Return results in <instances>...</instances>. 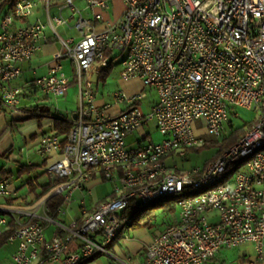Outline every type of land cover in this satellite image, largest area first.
<instances>
[{
    "label": "built area",
    "instance_id": "2783aa9c",
    "mask_svg": "<svg viewBox=\"0 0 264 264\" xmlns=\"http://www.w3.org/2000/svg\"><path fill=\"white\" fill-rule=\"evenodd\" d=\"M52 0H13L8 13L0 19V101L12 113L20 110L22 88L13 81L22 73V65L48 41L46 30L52 32L57 44L47 63L45 74L34 77L29 85L46 96H63L73 83L78 91L76 117L63 142L57 134H43L37 153L51 156L44 170L58 179L48 197L60 195L67 206L76 191L82 192L81 208L85 206L83 171L92 164L112 163L116 173H102L117 188L124 182L150 180V191L134 192L118 198L87 220L82 233H73L75 223L56 221L45 202L30 207H5L0 214V235L14 228L7 242L16 245L11 264H26L35 256L36 248L48 247L43 264H77L90 260V255H111L104 249L105 237L118 234L119 221L124 219L130 202L134 205L154 194L178 192L209 182L227 171L236 157L252 150L255 141L264 138V123L255 133L239 142L227 154L226 164H213V172L194 178V169L183 171L186 181H165L156 186L158 170L176 169L167 163L152 165L138 175H120L117 160L137 163L139 159L159 153L165 144H183L189 138L202 139V133L223 135L234 106L258 108L264 113V98H258L260 82H264V0H123L124 9L118 21L97 29L102 19L99 8H110L111 0H82L91 13L86 17L74 0H63L55 14L50 13ZM44 6L46 19L39 17L20 26ZM64 10L68 13L64 14ZM147 26L158 29V36L147 33ZM60 28L74 30L75 36L62 35ZM125 53L120 61L123 80L139 78L144 86L153 87L157 100L142 112L138 103L146 96L144 90L127 94L114 93L115 102L98 103L95 84L88 79L94 68L101 73ZM232 53V60H224ZM72 67V79L64 72L63 61ZM120 106L114 114L113 106ZM26 113L34 114L32 110ZM236 116V115H235ZM154 122L162 140L131 146L128 138L148 122ZM202 121V122H200ZM146 139V135L143 137ZM182 155V154H180ZM74 178L72 191L59 192V184ZM13 189L0 179V196H11ZM242 198L254 199V206L242 208ZM227 200H237V208H228ZM179 217H186L185 226L178 221L156 234L147 246L141 264H205L221 248L252 243L259 254L264 252V153L256 163L241 169L222 190L208 192L193 201L175 202ZM59 208V209H60ZM57 231L54 243L42 245L48 225ZM67 233L65 242H56V235ZM78 240L79 245L71 244Z\"/></svg>",
    "mask_w": 264,
    "mask_h": 264
},
{
    "label": "crops",
    "instance_id": "0c3cea01",
    "mask_svg": "<svg viewBox=\"0 0 264 264\" xmlns=\"http://www.w3.org/2000/svg\"><path fill=\"white\" fill-rule=\"evenodd\" d=\"M62 1L63 0L51 1L49 10L51 14L56 13L57 6L61 4ZM74 1L83 9L84 15L90 18L91 13L84 8V2L82 0ZM12 2L13 0H0V19L8 13L12 6ZM123 9V0H111L110 8L105 11L96 8L95 11L100 12L102 15V19L96 24L97 29H102L108 23L118 21L122 15ZM63 12L64 14L68 13L67 10H64ZM36 17H39L43 21L46 19L43 5H39L36 8L34 16L27 17L23 22L15 21L13 26H20L26 22L34 20ZM59 31L62 35H76L74 30L66 28H60ZM46 34L48 36V41L42 44L40 50L36 52L31 60L22 65L23 70L21 75L13 81L14 85L22 88L20 110L12 113L4 107L0 101V179L5 180L9 184V187L14 191L11 196H0V214L1 209L5 207H30L36 203L45 202V198L48 197V194L57 182L53 183L50 191L40 199L34 200L33 194L35 191H40V188L43 185H46L53 180L50 175L45 172L44 168L50 159L58 156V153H53L51 156L38 154L37 148L39 139L43 134L53 133L57 134L62 139L63 136L59 135L55 129V119H66V121L70 122L72 125V121L76 117L77 107L74 111H70L68 114H63L57 109L54 110L47 105V102L56 98L50 95L46 96L29 85V82L34 77L46 73L47 63L50 61L52 53L57 48L52 32L47 29ZM65 63H67V66L72 70L70 63L66 60ZM58 98L59 97H57V99ZM98 103L101 104L104 102L98 101ZM114 107H116V110H114L113 113H110L109 109L108 113L114 114L120 109V106H113L112 108ZM27 110H32L34 114L26 113ZM143 128L144 127L137 131L139 133L135 137H132L131 135V138H128V144L133 146L137 143H143V141L148 138V133H144L146 139L143 138ZM175 154L176 153H171L166 157V162L168 158H173ZM27 167H30V169L27 170ZM21 168L22 171L20 170ZM25 175L26 177L23 178ZM43 175H47V180L39 183V179L42 178L41 176ZM104 181L106 180L102 178L101 174L94 173L92 177L85 182L84 191H88L84 198L87 211H91L98 203L105 201L112 196L113 189L103 197L92 196L95 185L98 182ZM81 195L82 192L76 191L73 195L72 201L67 206L62 208L59 207L60 209H57L55 217L60 214L61 217L68 222L67 224L81 222L84 217L81 208ZM149 207H146L145 209ZM174 207V211L168 210V207L166 206L148 209L147 212H149L150 215L155 211L160 210L161 212L168 214L169 218L165 222H160L154 225L150 221L148 214L144 213L142 217L139 218L138 224L134 226L131 225L127 231L126 238H116L108 245L107 248L111 255L98 254L81 264H141L147 246L152 238L159 232L163 231L167 225L178 221V208L175 204ZM48 213L50 214L49 209ZM9 226H14L13 221L10 218ZM56 231V225H48L45 230L46 238H50V236ZM6 243L7 257H4L0 261V264L12 263V255L15 251L16 245L10 242ZM78 245V240H74L71 244L72 248H76ZM45 264H59V262H48ZM205 264H264V252L259 256L254 245L247 242L233 248L219 249L212 258L206 261Z\"/></svg>",
    "mask_w": 264,
    "mask_h": 264
},
{
    "label": "bare ground",
    "instance_id": "6f19581e",
    "mask_svg": "<svg viewBox=\"0 0 264 264\" xmlns=\"http://www.w3.org/2000/svg\"><path fill=\"white\" fill-rule=\"evenodd\" d=\"M147 33H150L151 36H158V29L154 26H147ZM121 61H125V53ZM224 60H232V53H224ZM258 98H264V82H260V91H258ZM264 123V113H260L257 117L256 122L252 127L248 128L242 136L234 143L232 146L225 151L224 154H221L214 162L206 165L202 169H194V178H202V176L207 175V172H213V164H226L227 163V154L232 153V148H238L239 142L248 138V135L255 133L258 130V125ZM221 135H216L220 137ZM202 145V139L199 138H189V140L183 141V144H165L162 148L159 149V153H151L149 157H144L139 159L137 163H127V160H117V168H120V175L132 176L138 175L142 171H148L150 166L159 165L166 163V157L171 153L178 152L183 154V152L189 147H197ZM264 153V138L257 140L252 144V150H246L245 153L236 157V160L232 161L230 168L227 171L220 172L216 175L215 178L209 180V182L196 183L195 187L190 189H182L178 192H167V193H158L154 194L153 197L144 198L141 202H138L136 205L145 206L150 205L156 202L159 199L164 197H173L176 198V202L179 201H193L195 198H200L208 192L220 191L223 188V185H226L228 182H232L233 178H236L239 170L246 169L249 163H256L259 158L262 157ZM116 173V166L112 163L105 164H92L91 168L83 171V178L90 179L95 173ZM186 181V174H180L174 169H161L158 170V178H156V186H164L165 181ZM74 188V178H66V181L59 184V192L72 191ZM150 191V180H140L138 182H124L120 184L117 188H113L112 196L99 203L91 212H89L86 217L82 220L80 225L75 223L73 226V233H82L85 230V224L87 220H94L98 217V214H101L106 208H109L111 204L118 198H127L133 196L134 192H148ZM254 206V199L251 198H242V208H251ZM228 208H237V200H227ZM87 211V210H86ZM89 211V210H88ZM85 215V214H84ZM76 222V221H75ZM133 223L132 214H126L124 219L119 221V232L127 233L129 228ZM186 217H179L178 226H185ZM118 238V234H110V237H105L104 240V249H108L107 246L114 239ZM67 240V233L56 235V242H65ZM54 243V236L50 238L42 237V245H51ZM44 251L45 255L48 256V247L39 246L35 250V256L32 257L30 262L26 264H38L41 252ZM96 255H90V259ZM46 259V258H45ZM86 261H78L77 264H81Z\"/></svg>",
    "mask_w": 264,
    "mask_h": 264
},
{
    "label": "rangeland",
    "instance_id": "374dc122",
    "mask_svg": "<svg viewBox=\"0 0 264 264\" xmlns=\"http://www.w3.org/2000/svg\"><path fill=\"white\" fill-rule=\"evenodd\" d=\"M123 57H124L123 53H118V59L114 61V65L112 67V70L109 71L106 75L98 73L93 68L87 75L88 79L90 81H92L95 84V86L97 84V86H96L97 97L96 98L98 101H102L104 103H110V104L114 103L115 102L114 93L119 91V90L127 92V93H133V92H138L140 90H144L146 92V96L138 103V107L142 112H146L150 109L151 105L157 100L156 91L153 87L144 86L142 81L139 78H134V79H130V80H123L120 77L119 72H120L121 67H120L119 62L123 59ZM63 65H64L65 74L68 77H71V79H72L73 72H72L71 68L69 66H67V63H65V61H64ZM47 105L54 110H56V109L59 110L63 114H68L70 111H74L78 105L77 88L74 86L73 83H71L70 87L68 88V90L66 91V93L63 96H60L58 99L56 98V99L49 100V102H47ZM114 110H116V107L110 109L109 111H110V113H113ZM231 111L236 116L235 115L230 116L229 124L228 123L226 124V126H225L226 130L222 136L213 137V136H210L208 134L202 133V135L204 137V143L198 147H192V148H197L196 150H190L188 148L183 152L182 155H180L178 152H175L176 154L174 155V157L168 158L167 162H166V160H165V162L167 164H169L170 166L176 165V169H174V170L176 172L184 174V172H182V170L183 171H190L193 168H198V169L203 170L206 167V165L214 162L219 157H221V154H224L225 151L227 149H229L232 145H230V147H228L226 150H224L219 156H217L213 160L209 161L217 153L218 149L222 145L223 136L225 134H227L231 129H235L238 127H244L245 130H247L248 128H250V127H248V126H250V124L253 125L256 122L258 114H259V109L254 108V107L245 108V107L234 106ZM200 122H202V121H200ZM142 130H143V136H144V133L149 134L148 138L143 141L144 143L148 142L149 140L154 142V143H158L162 140V136L157 131L154 122H152V121L148 122V124H146ZM138 133L139 132H136L134 135H132V137H135ZM24 177H26V175L23 176V178ZM41 177L42 178L39 179V183L47 180V175H43ZM14 182H17V181H14ZM15 184H17V183H15ZM112 189H113V184L111 182H109V181L98 182L95 185V189L92 192V196L93 197H103V196H105V194L107 195ZM170 198L171 197H169L168 199H170ZM163 200L164 199H159L156 202H154L150 205H147L146 207H149L153 204H158L160 201H163ZM156 208H159V207L157 206ZM86 210L87 209H82V213L85 214L84 217H86V215L92 211V210L91 211H86ZM142 210H144L145 213L148 214L150 221L154 225L158 224L160 222H165L169 218L168 214H166L165 212H161L160 210L155 211L151 215L149 214V212H147L146 209H142ZM136 216L133 218L134 220H135ZM84 217H83V219H84ZM54 219L58 222H64L65 224L68 223L64 218L61 217L60 214L57 217H55ZM62 234H64V233H62ZM4 257H7V243L0 245V261Z\"/></svg>",
    "mask_w": 264,
    "mask_h": 264
},
{
    "label": "trees",
    "instance_id": "16d2710c",
    "mask_svg": "<svg viewBox=\"0 0 264 264\" xmlns=\"http://www.w3.org/2000/svg\"><path fill=\"white\" fill-rule=\"evenodd\" d=\"M112 67H113V64L111 63L109 65V67H107L105 70H103L101 72V74L103 75H106L109 71L112 70ZM55 129L57 131V133L59 135H62V141L65 142L66 141V135L67 133L69 132V129L71 128V124L70 122L66 121V119H63V118H56L55 119ZM253 125L250 124V126L248 127H252ZM245 128L244 127H238V128H235V129H231L227 134H225L223 136V143L222 145L220 146V148L218 149L217 153L209 160H213L214 158H216L217 156H219L224 150H226L228 147H230V145H232L233 143L236 142V140L242 136V134L245 132ZM222 136V135H221ZM198 147V146H197ZM188 149V148H187ZM190 150H196L197 148H192V147H189ZM208 163V162H207ZM30 169V167H27V170ZM22 171V168L20 169ZM183 174V173H182ZM104 179V178H103ZM58 179H53L50 183L46 184V185H43L41 188H40V191L38 192H34L33 194V197H34V200H38L40 199L42 196L46 195L53 183L57 182ZM169 197H164L163 201H160L158 204H153L151 205L149 208H147L146 210L148 209H151V208H155V207H159V206H166L168 207V210L170 211H174L175 207H174V204L176 202V198H173L171 197L170 199H168ZM63 204V198L62 196L60 195H53V196H50L47 198L46 200V205L50 211V215L55 218L56 214H57V209L59 207H61ZM147 205L145 206H137V205H134V199L133 201L130 202V205L128 206L127 208V211H125L126 214H129L131 215L132 214V217L134 218L136 215V218L135 220L133 219V223H132V226L138 224V220L139 218L142 217V215L145 213L144 210L142 209H145ZM82 222V221H81ZM81 222H78L77 224L80 225ZM14 228V226H11L10 229L6 232H4L3 234L0 235V245L4 244L7 242V238L11 232V230ZM46 258V255L44 253V251L41 252V255H40V259H39V263L38 264H43V259Z\"/></svg>",
    "mask_w": 264,
    "mask_h": 264
}]
</instances>
